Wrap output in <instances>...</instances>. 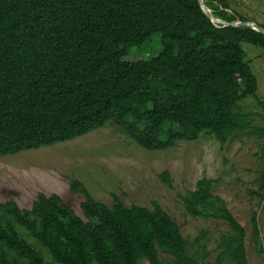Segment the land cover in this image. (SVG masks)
Here are the masks:
<instances>
[{"label":"trees","instance_id":"1","mask_svg":"<svg viewBox=\"0 0 264 264\" xmlns=\"http://www.w3.org/2000/svg\"><path fill=\"white\" fill-rule=\"evenodd\" d=\"M204 1L225 21L250 20L230 0ZM157 32L163 35L157 56L125 58ZM243 43L264 54L263 33L216 24L197 0H0V156L109 124L147 150L204 134L222 144L264 140V128L242 107L259 90ZM261 176L250 193L264 198ZM160 177L173 187L168 170ZM217 181L199 179L182 203L193 217L228 223L214 264H248L246 228L214 193ZM70 188L84 196L85 218L57 193L40 192L31 209L0 201V264H203L210 256L208 231L196 236L190 254L181 226L158 201L127 206L115 197L110 205L79 179ZM258 215L251 216L253 243L263 255Z\"/></svg>","mask_w":264,"mask_h":264},{"label":"rangeland","instance_id":"2","mask_svg":"<svg viewBox=\"0 0 264 264\" xmlns=\"http://www.w3.org/2000/svg\"><path fill=\"white\" fill-rule=\"evenodd\" d=\"M233 7L257 23H264V0H230ZM163 35L155 33L142 51L131 48L128 60H149L163 49ZM248 59L259 79L257 96L242 102L243 110L251 115L256 126L264 128V54L261 48L243 43ZM264 140L243 137L222 144L216 137L202 135L194 142H181L165 150H147L114 125H106L71 141L53 146L25 150L0 157V201L16 199L22 208H31L40 192L60 194L73 210L85 218L84 196L70 188L71 180H81L91 194L104 203L112 204L114 195L126 205L148 207L158 201L181 226L189 240L190 254L202 229L208 231L204 240L210 256L204 263H216V250L222 234L230 230L228 223L214 218L193 217L187 213L181 196L194 190L199 179L218 180L214 193L223 197L230 210L247 231L248 264H264L263 255L253 243V211L259 213L264 250V198L253 195L258 190L264 172ZM168 170L173 187L164 184L160 174ZM46 259L49 253L40 243ZM162 258L169 254L160 250ZM140 264H149L142 260ZM226 264V263H224Z\"/></svg>","mask_w":264,"mask_h":264},{"label":"water","instance_id":"3","mask_svg":"<svg viewBox=\"0 0 264 264\" xmlns=\"http://www.w3.org/2000/svg\"><path fill=\"white\" fill-rule=\"evenodd\" d=\"M199 1L201 7L203 8V10L205 11V13L208 15V17L214 22V23H218L223 25V27H227V26H247L250 27L252 29H255L261 33L264 34V27L261 24H258L256 22L253 21H244V20H234V21H225L221 18L216 17L213 12L212 9L207 5L206 1L204 0H197Z\"/></svg>","mask_w":264,"mask_h":264},{"label":"clouds","instance_id":"4","mask_svg":"<svg viewBox=\"0 0 264 264\" xmlns=\"http://www.w3.org/2000/svg\"><path fill=\"white\" fill-rule=\"evenodd\" d=\"M237 20H238V19H237ZM239 20H240V19H239ZM244 21H253V20L250 19V20H244ZM253 22H255V21H253ZM256 23H257V22H256ZM217 24H218V23H217ZM258 24H260V23H258ZM263 27H264V26H263ZM254 30H255V29H254ZM256 31H257V30H256ZM258 32H259V31H258ZM45 147H46V146H45ZM0 157H1V156H0ZM164 184H165V183H164ZM165 185H166V184H165ZM168 187H169V186H168ZM43 193H44V192H43ZM52 194H53V193H52ZM48 195H50V194H48ZM37 196H38V195H37ZM115 197H117V196L114 195V198H115ZM36 198H37V197H36ZM36 198H35V199H36ZM117 198L119 199V197H117ZM35 199H34V200H35ZM14 200H16V199H14ZM120 200H121V199H120ZM6 201H7V200H6ZM16 201H17V200H16ZM114 201H115V199H114ZM1 202H5V201H1ZM17 202H18V201H17ZM33 202H34V201H33ZM113 203H114V202H113ZM113 203H112V204H113ZM18 205H19V203H18ZM32 205H33V203H32ZM125 205H126V204H125ZM132 205H133V204H132ZM136 205H138V204H136ZM19 206H20V205H19ZM127 206H131V205H127ZM142 206H144V205H142ZM20 207H21V206H20ZM152 207H153V206H152ZM152 207H150V208H152ZM162 207H163V206H162ZM21 208H22V207H21ZM31 208H32V206H31ZM31 208H25V209H31ZM164 209H165V208H164ZM160 250H161V249H159V252H160ZM161 251H162V250H161ZM163 252H164V251H163ZM160 255H161V254H160ZM169 256H170V255H169ZM161 257H162V256H161ZM148 262H149V261H148Z\"/></svg>","mask_w":264,"mask_h":264}]
</instances>
